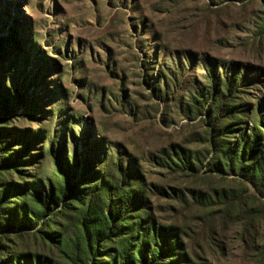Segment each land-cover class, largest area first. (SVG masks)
Returning a JSON list of instances; mask_svg holds the SVG:
<instances>
[{"label":"rangeland","instance_id":"1","mask_svg":"<svg viewBox=\"0 0 264 264\" xmlns=\"http://www.w3.org/2000/svg\"><path fill=\"white\" fill-rule=\"evenodd\" d=\"M0 22V38L32 52L17 79L28 103L13 111L8 127L34 131L50 116L36 107L63 110L81 125L77 138L100 131L134 157L148 183L176 195L151 196L150 210L179 229L195 264H264L263 200L228 209L219 201L196 205L198 197L240 194L242 187L203 169L171 174L151 162L172 144L203 153V124L183 120L176 101L166 107L145 84L165 81L184 98L206 86L207 70L217 62L259 70L264 81L263 0H0ZM176 68L185 70L174 85ZM70 145L67 140V152ZM9 240L16 250L66 264L36 233Z\"/></svg>","mask_w":264,"mask_h":264},{"label":"trees","instance_id":"2","mask_svg":"<svg viewBox=\"0 0 264 264\" xmlns=\"http://www.w3.org/2000/svg\"><path fill=\"white\" fill-rule=\"evenodd\" d=\"M5 41L13 47L7 57ZM31 54L0 38V264H60L16 250L9 240L31 232L66 264H195L179 229L157 221L150 210L151 196L176 195L148 183L134 157L100 131L88 126L77 138L81 125L54 107L46 112L36 107L50 116L34 131L8 127L13 111L28 103L17 79ZM184 70L174 69V85L182 82ZM206 75V86L184 98L165 81H145L156 101L166 107L176 101L183 120L203 124V153L172 144L152 154L151 162L171 174L194 176L203 169L242 187L240 194L198 197L196 205L219 201L228 209L246 199L264 202L263 74L217 62Z\"/></svg>","mask_w":264,"mask_h":264}]
</instances>
